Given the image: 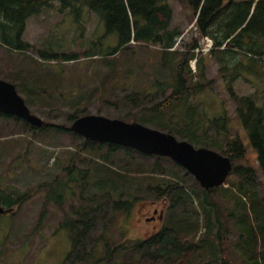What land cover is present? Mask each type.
<instances>
[{"label": "rangeland", "instance_id": "1", "mask_svg": "<svg viewBox=\"0 0 264 264\" xmlns=\"http://www.w3.org/2000/svg\"><path fill=\"white\" fill-rule=\"evenodd\" d=\"M168 5L173 12L170 27L182 31L178 43L172 49L174 56H163L159 47L134 44L131 41L112 57L108 56V52L118 45L119 36L110 30L111 26L104 25L95 14L77 3L60 13L58 3L53 2L51 8L43 9L40 14L27 20L21 36V42L29 45L27 52L15 51L0 39V80L14 83L11 75L19 74V70L23 69V74H26L30 85L36 88L39 95L32 98V105H27L30 112L45 123L63 127L72 124L67 121L69 115L84 112L85 115H99L125 123L136 122L166 133V128H183L189 122L188 116H192L194 123H197L194 132L199 141L214 139L217 144H222L226 136L237 137L241 141L245 154L242 159L234 161L233 165L247 166L255 172L260 183L257 191L264 197V173L260 168L257 152L251 146L248 132L242 127L235 112L234 98L218 71L222 58L218 60L217 54L213 58L208 55L205 37L200 38L193 26L194 11L186 0H168ZM11 35L14 37V33ZM195 41L199 50L191 49ZM38 52L56 55V60L38 58ZM182 54L188 57L194 54L188 68L195 76L198 74L197 64L194 63L196 60L207 66L205 79L200 81L207 87L161 114L149 112L150 107L171 93L170 89L162 92L166 83L162 87L157 85L158 81L163 83L168 80L172 73L163 66L167 65L174 71ZM239 74L241 76L231 86L233 94L238 98L255 96L260 103L262 82L249 72L240 71ZM16 85L17 94L26 100V93L19 84ZM38 98L41 99L36 100ZM214 119H222L218 130L209 125V121ZM175 138L182 140L177 136ZM83 140L72 134L54 131L31 135L22 124L0 117V187L19 193H33L18 211L12 212L10 209L9 213L0 216V264L64 263L71 243L62 219L65 213H69L71 218L75 217L70 208L78 205V199H66L62 209L49 204L41 225L37 226V222L46 195L45 187H41L42 183L49 184L61 176L63 170L71 164V157L75 153L78 156L72 165L84 172L88 171L91 162L104 164L123 174L126 172L125 168L115 163H135L138 166L159 164L166 172L164 175H142L138 172L130 174L136 180L134 185L138 186V190H134L137 200L126 214H108V218L113 215V223L109 226L107 235L109 233L115 244L143 239L159 229L158 217L152 222L144 218H151L155 209L162 210L165 215L167 203L156 199L155 194L148 190L149 184L154 186L170 180V183L176 185L175 188H186L194 203L196 199L192 191L203 197L202 188L168 158L144 159L142 154H132L134 160L128 157L125 160L123 152H117L112 156L115 163L111 165L98 160L96 155L80 152L79 146ZM192 146L202 147L193 143ZM211 150L219 152L217 149ZM105 151L103 148L97 154L105 155ZM73 172L77 173V170ZM145 177L147 178L144 179ZM235 178L228 176L226 181L230 183H224V188L216 190L212 196L220 208V214H223L222 219L227 218L226 213L237 218L240 215L241 207L236 204V200L230 198L231 182ZM76 187L74 185L73 189L78 194ZM240 197L244 198L242 195ZM194 208L199 209L196 204ZM194 208L189 206V212L194 211ZM209 208L210 205L206 206V209ZM246 210L249 211L248 208ZM245 214L243 211L242 219ZM247 223L255 229L256 222L250 214ZM99 225L102 226L101 223ZM230 226L231 220L228 219L229 230ZM100 232L99 228L96 233ZM235 233H238L237 230L233 232L234 235L227 237L224 247L227 248L228 255L236 259V264H241L240 255L238 252L234 253L237 242Z\"/></svg>", "mask_w": 264, "mask_h": 264}, {"label": "trees", "instance_id": "2", "mask_svg": "<svg viewBox=\"0 0 264 264\" xmlns=\"http://www.w3.org/2000/svg\"><path fill=\"white\" fill-rule=\"evenodd\" d=\"M186 1L194 11L193 26L199 37H207L212 41L213 48L208 51V55L213 58L217 54L218 60L222 58L223 62L218 71L234 98L235 112L242 127L248 132L251 146L257 152L258 162L264 173V0ZM53 2L58 3L60 13L77 3L95 14L104 25L111 26L110 30L118 34L119 42L115 48L110 49L108 56L113 57L120 48L129 45L131 41L134 44L159 47L163 56L167 54L174 56L172 49L182 35L179 28L170 27L173 12L168 0H0L2 42L15 51L27 52L29 45L21 42L27 20L40 14L43 9L51 8ZM198 47L195 41L191 49ZM37 55L38 58L56 60V55H45L42 52H38ZM192 59L194 54L189 57L182 54V59L177 62L174 71L167 65L163 66L172 73L169 74L168 80L163 83L158 81L157 85L162 87V84L166 83L162 92L170 89L171 93L150 107L149 112L161 114L207 87L200 82L205 79L207 66L196 60L198 74L195 76L188 68V63ZM19 71V74L11 75V78L26 93L27 99L24 102L30 106L34 102L32 98L39 95L36 88L30 85L26 74H23L24 70ZM240 71L249 72L262 82L260 103L255 96L238 98L233 94L231 86L241 76ZM14 83L11 84L17 90ZM81 116H85L84 112L80 115L75 112L67 117V121L73 123ZM0 117L22 124L31 135L48 131L72 134L67 127L59 125L45 123L44 127L37 129L17 118L3 115ZM188 120L183 128H166V133L175 135L191 145L193 143L202 146L200 148L217 149L218 154L230 159L232 170L229 176L236 177L235 181L231 182L230 198L236 200V204L241 207L239 218L234 215L228 216L226 213L227 218L222 219L223 214H220V208L212 196L220 188L223 189V186L219 189H202L203 197L192 191L196 199L194 203L186 188L177 189L176 185L168 180L148 186V190L155 194L157 200L165 199L170 202L162 228L143 239L123 241V244L113 243L114 240L109 233L107 235V230L113 223V215L108 218V214L110 212L126 214L137 200L134 190H138L136 188L138 186L134 185L136 180L130 174L138 172L142 175L148 173L164 175L166 172L159 164L138 166L135 163H115L112 156L117 152H123L125 160L126 157L134 160L132 154L139 156L141 154L131 149L83 140L72 134L73 137L83 140L79 146L80 152L96 155L99 157L98 160L104 163L122 165L126 172L123 174L97 162L89 163L88 171H81L72 165L78 156V153H75L71 157V164L63 170L61 176L49 184L42 183L41 187H45L46 195L37 226L41 225L49 204L62 209L68 198H76L79 202L75 208H70L75 217L71 218L69 213H65L62 219L71 243V249L63 264H236V259L229 256L227 248L224 247L227 237L236 230L238 233H235L237 242L234 253L238 252L240 255L241 264H264V197L257 191L260 183L250 167L233 165L234 161L244 157V146L237 137L230 136H226L222 144H217L214 139L201 142L194 132L197 123H194L192 116H188ZM221 120H211L209 125L218 130ZM103 148L106 149L105 155L97 154ZM141 156L144 159H162L153 155ZM74 170H77V173L73 172ZM185 174L198 184L186 171ZM225 183L228 184L230 181ZM74 185H77L78 194L73 189ZM32 196L33 193H19L0 187V205L5 209H11L12 212L18 211ZM195 204L199 207L198 210L194 208ZM208 205L210 208L206 209ZM189 206H192L194 211L189 212ZM243 211L246 212L244 219ZM249 214L256 222L255 229L247 223ZM228 219L231 220L230 230ZM99 228L101 232L96 233Z\"/></svg>", "mask_w": 264, "mask_h": 264}, {"label": "water", "instance_id": "3", "mask_svg": "<svg viewBox=\"0 0 264 264\" xmlns=\"http://www.w3.org/2000/svg\"><path fill=\"white\" fill-rule=\"evenodd\" d=\"M0 115L17 118L37 129L46 125L30 112L14 85L2 80ZM66 129L90 142L168 158L191 175L203 190L223 186L232 170L227 157L210 149L194 148L187 141H178L171 134L146 128L136 122L125 123L99 115H85L74 120ZM10 211L0 205V215Z\"/></svg>", "mask_w": 264, "mask_h": 264}, {"label": "flooded vegetation", "instance_id": "4", "mask_svg": "<svg viewBox=\"0 0 264 264\" xmlns=\"http://www.w3.org/2000/svg\"><path fill=\"white\" fill-rule=\"evenodd\" d=\"M159 201H166V203H167V208H166V211L168 210V208H169V206H170V202H169V200H165V199H158ZM154 204H157V203H154ZM7 213H9V212H7ZM7 213H5V214H7ZM163 213H162V210H160V211H157L156 209L153 211V216L151 217V218H144V220H146V221H148V222H152L153 220H155L156 219V217H158V221H159V223H160V226H159V229L158 230H156V231H154L152 234H154V233H157L161 228H162V225H163V216H165V215H163ZM1 216V215H0ZM151 234V235H152ZM150 236V235H149ZM148 237V236H147ZM146 238V237H145Z\"/></svg>", "mask_w": 264, "mask_h": 264}, {"label": "built area", "instance_id": "5", "mask_svg": "<svg viewBox=\"0 0 264 264\" xmlns=\"http://www.w3.org/2000/svg\"><path fill=\"white\" fill-rule=\"evenodd\" d=\"M205 43H206V46H207L206 50H209L211 48V46H212L211 41L206 38L205 39Z\"/></svg>", "mask_w": 264, "mask_h": 264}]
</instances>
